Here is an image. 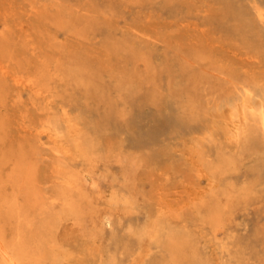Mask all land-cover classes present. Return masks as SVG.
I'll return each mask as SVG.
<instances>
[{"label": "rangeland", "instance_id": "374dc122", "mask_svg": "<svg viewBox=\"0 0 264 264\" xmlns=\"http://www.w3.org/2000/svg\"><path fill=\"white\" fill-rule=\"evenodd\" d=\"M261 16L264 0H0L16 264H264Z\"/></svg>", "mask_w": 264, "mask_h": 264}, {"label": "bare ground", "instance_id": "6f19581e", "mask_svg": "<svg viewBox=\"0 0 264 264\" xmlns=\"http://www.w3.org/2000/svg\"><path fill=\"white\" fill-rule=\"evenodd\" d=\"M260 18V17H259ZM261 21L264 20L261 16ZM248 91V90H247ZM251 93V92H250ZM249 93V94H250ZM243 98V97H242ZM250 99V98H249ZM247 106V105H246ZM249 108V107H248ZM253 110V109H252ZM261 115V114H260ZM259 115V116H260ZM248 116V115H247ZM246 116V117H247ZM244 117V118H246ZM243 118V119H244ZM247 119V118H246ZM249 119V118H248ZM245 120V119H244ZM242 121V119H241ZM259 121V120H258ZM245 122V121H244ZM247 123V122H245ZM260 126L262 128V130L264 131V114H262L260 116ZM104 219V224L106 225H111V220L106 216V215H103L102 217ZM0 258L3 260L4 264H16V262L12 259V257L10 256V254L8 253L6 247L3 245V243L0 241Z\"/></svg>", "mask_w": 264, "mask_h": 264}]
</instances>
